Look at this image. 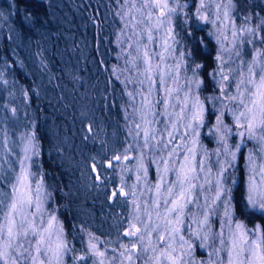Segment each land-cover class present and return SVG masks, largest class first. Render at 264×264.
<instances>
[{"label":"trees","instance_id":"obj_1","mask_svg":"<svg viewBox=\"0 0 264 264\" xmlns=\"http://www.w3.org/2000/svg\"><path fill=\"white\" fill-rule=\"evenodd\" d=\"M146 3L150 4V0H0V82L5 83V99L0 96V107L10 103L22 115L21 120L3 117L0 120V190L2 194L9 193L7 181L15 179L19 172L17 138L25 134L34 136L38 154L29 161L30 171L35 175L32 188L35 181L43 180V191L47 194L43 202L44 220L52 215L56 217L67 245L62 264H101V261L130 264L127 253L120 254L133 244H137L133 252L135 264H145L153 255L151 248L147 253L142 251L149 239L157 249L162 247L158 236L164 234L163 227L151 237L148 235L151 228H144L148 222L144 208L154 197V186L159 180L157 166L152 164L147 176L137 170L143 133L137 137L135 125L141 123V116L136 109L142 104L140 93L147 95L149 88L148 74L141 75L146 67L142 62L144 52L151 57L154 69L151 76L157 85L160 70L170 69L165 83L177 90L169 97L157 85L152 86L151 99L156 105L153 112L159 116L153 125L157 139L163 135L167 140V130H171L170 124L165 128L167 113H179L186 94L199 96L205 104L206 126L199 130L197 156L204 157L207 152L212 171L209 174L206 168L200 174L198 183L203 184L205 179L215 180L218 172L215 156L218 144L208 129L222 106L221 100L212 103L204 98L221 97L229 109L235 107L222 97L221 87L228 95H235L239 73L247 74V66L256 51H264V44L260 43L264 36V0H215L205 13L201 9L200 15H208V21L197 15L199 0H170V6L179 4L180 11L171 17V23L165 18L162 24L157 20L159 10L145 7ZM225 6L230 11L227 27L223 16ZM217 15L219 21L212 23ZM157 24H160L158 28ZM248 28L254 29V33L246 32ZM169 29L174 39H168L170 47L165 51ZM233 32L237 33L235 42ZM189 33H194L195 38ZM222 47L231 50L222 55L223 63L217 60ZM190 51H194L195 63L201 65L195 77L201 81L198 88L188 84L193 78V61L181 57V53ZM134 57L139 59L133 61ZM260 59L264 60V56ZM221 65L229 81H223L219 75ZM140 81L145 83L141 85ZM162 99L169 102L167 113ZM223 121L236 132L231 111L225 112ZM184 131L183 127L179 128L181 134ZM182 142L177 135L169 150ZM240 142L238 134L228 137L233 150ZM250 152L257 162H264L260 145L245 139L233 167L225 173L224 184L231 189L236 208L244 207ZM143 154L148 167L158 153L143 149ZM117 155L119 161L114 159ZM125 155L132 158L125 160ZM168 178L173 177L169 174ZM33 194L35 198L34 189ZM205 195L210 202L214 190L201 195L200 204H204ZM29 211L37 210L32 207ZM185 211V230L181 234L193 245L192 258L197 264L208 261L220 241H209V247L200 248L201 241L191 237V232L197 229L192 214L199 217L201 213L196 204ZM223 211L221 205L219 215L209 221L215 233L221 231ZM40 215L37 213V223ZM236 219L248 229L264 224L258 215L250 216L248 209L243 214L237 212ZM137 228L144 236L142 242L139 237L125 235ZM224 231L227 236L228 230ZM90 244H95L96 252L104 256L96 255ZM28 246L25 242V247Z\"/></svg>","mask_w":264,"mask_h":264},{"label":"snow or ice","instance_id":"obj_2","mask_svg":"<svg viewBox=\"0 0 264 264\" xmlns=\"http://www.w3.org/2000/svg\"><path fill=\"white\" fill-rule=\"evenodd\" d=\"M145 7L159 10L157 20L160 24L164 23L165 18H167L168 23H171V17L180 11V5L177 4L176 7H171L170 0H150V4L146 3ZM204 7V0H201L200 6L197 8V15L201 20L208 21V15H200L201 9ZM216 7L219 10L221 5L218 4ZM223 16L226 21L224 26L227 27L230 17L228 6H225ZM219 19L220 16L217 15L216 20L212 23H216ZM160 24H157L156 27L158 28ZM245 31L254 33L252 28ZM262 31H264V27H262ZM189 35L195 38L194 33H189ZM232 35L233 42H235L237 33L233 32ZM169 38L174 39L171 29H169L168 37L165 38V51L170 47L168 44ZM148 39L151 41L153 38L149 35ZM224 39H227V37H224ZM260 43L264 44V36L260 38ZM230 51V49L221 48V53ZM238 55L239 53H237ZM185 56L191 59L194 65L192 67L193 78L188 81V84H195L198 88L201 81L195 77L201 65L195 63L194 51L181 53L182 58ZM262 56H264V51L258 49L252 62L247 66V74L243 71L239 73L240 78L236 82L235 95H228L225 88L221 87L222 97L233 103L235 107L229 109L228 105L223 103L221 97L204 98L212 103L221 100L222 108L220 114L216 115L215 124L210 129V133L216 136L218 144L215 151L216 164L219 165L218 172L215 180L205 179L204 183L200 184L198 183L200 174L204 173L206 168L209 174L212 171V168L208 166V153L205 152L204 157L197 156L200 150L199 130L202 126H206L205 104L199 96L190 99L189 94H186L180 112L167 113L169 102L167 99H162L168 121L165 128L167 129L170 124L171 130H167V140L164 139L163 135L160 139H157V129L153 125L159 116L153 112L156 105L151 99L152 86L157 85V81H154L151 76L154 71L151 65V57L147 51L144 52L142 62L146 67L141 75L148 74L149 88L147 95L140 93L142 104L140 108L136 109L141 116V123L135 125L137 137L141 135V132L143 133V143L140 145L141 156L139 157L137 170L147 176L149 167L152 164L157 166L159 180L154 186V197L150 199V202L144 208L148 216V222L144 223V228H151V232L148 233L149 237L159 232L161 227L164 229V234L158 236V243L162 247L157 249L152 244L151 239H149L148 245L143 247V253H147L149 248L153 252V255L149 257L148 261H145V264H149V262H154V264H197L192 258V243L181 234L185 230V210L193 204L198 206L201 215L198 217L197 213L192 214V222L197 225V229L191 232V237L201 241L200 248L209 247V241H215L216 239L220 241V246L213 248L210 253L209 260L200 261L199 264H264V224H257L254 228L248 229L242 221L236 219L237 212L243 214L245 209H248L250 216L258 215L261 220H264V162H257V158L251 152L249 153L243 208L233 206L231 189L226 188L224 184L225 173L233 167L237 158V151L242 149L245 139L256 141L260 145V151H264V60L260 59ZM136 59H139V57H134L133 61ZM163 59L164 57L161 55V60ZM217 60L223 63L221 55L217 56ZM170 71V69L167 72L160 70L157 85L169 97L177 91L175 88L166 86L165 77ZM232 71L236 70L233 69ZM213 75H216V73L214 72ZM222 80L229 81L230 77L222 75ZM144 83V81H140L141 85ZM191 91V88H189V93ZM129 95L132 94L129 93ZM171 106L176 107L177 105ZM12 111L15 113V109ZM226 111H231L236 129L235 133L229 126L224 124L223 117ZM173 116H175V119H173ZM180 127L185 129L182 134L179 132ZM236 134L241 137V142L237 143L235 150H233L228 144V137ZM177 135L181 136L183 142L176 144L169 150L170 146L175 144ZM189 136L191 139H186ZM34 140L35 137L30 135L23 142L22 151L24 155L19 161V172L10 185V192L0 194V210H3V215L0 217V264H62L63 253L67 250V245L61 237L63 230L58 227L56 217L52 215L47 221L44 220L43 202L47 194L43 191L42 179L35 181L34 198L32 182L35 180V175L30 171L27 163L33 156L38 154ZM152 141H156V143H152ZM4 146L7 147L6 144ZM143 149H148L154 154L158 153L150 160L148 167L145 166ZM131 158L127 155L124 156L125 160ZM114 159L119 161L120 156L117 155ZM109 166H111V161ZM169 174L173 178L169 179ZM137 179L139 180L140 177L138 176ZM233 183H235V180ZM206 185L210 186V189L206 188ZM210 190H214L210 202L209 196L205 195L204 204H200V196ZM149 191H152V189L150 188ZM5 199L7 200L6 204ZM162 204L163 211H161ZM221 205L224 208L221 231L215 233L212 231L209 221L213 216L219 215ZM32 207H35L37 211L30 212L29 210ZM137 207L139 208V205ZM37 213L41 214L39 216L40 223L36 222ZM153 215H155V220H153ZM225 229L228 230L227 236H225ZM125 235L139 237L140 242L144 239L139 228L135 231H128ZM33 240L35 241L34 244L31 243ZM25 242H28V247H25ZM90 248L96 255L104 256V253L96 252L95 244H90ZM136 250L137 244H133L131 249L125 247L124 252H121L120 255L124 256L127 253V261L130 264H135L133 252ZM140 258V256H137V259ZM79 259H84V257H79ZM101 264H103V261H101Z\"/></svg>","mask_w":264,"mask_h":264},{"label":"rangeland","instance_id":"obj_3","mask_svg":"<svg viewBox=\"0 0 264 264\" xmlns=\"http://www.w3.org/2000/svg\"><path fill=\"white\" fill-rule=\"evenodd\" d=\"M199 2L201 3V0H199ZM213 2H215V0H204L205 7L203 8V13H205V10L207 8H210V5H212ZM223 54L224 53H221V50L218 53V55H221V57H222ZM2 59H5V58L2 56ZM3 61L4 60H2L1 62H3ZM2 66H4V65H2ZM218 73H220L219 75L221 77H222V75L227 76V73H226V71H225V69L223 68L222 65L219 67ZM4 90H5V83L0 82V96L5 99V97L3 96L4 95ZM19 97H21V95H19ZM191 98H194V96H191L190 99ZM223 103H225V102H223ZM14 108L16 109L15 110V113H13V111H12L13 110V107H12V105H10V103H4L3 105H1V107H0V120H3V119H1V117H3L4 120H10V121L11 120H21V117H22V115L20 114L21 111L18 108H16V107H14ZM221 108H222V106H220L218 108V113H216V115H219L220 114ZM3 109H5V110H3ZM216 115H215V118L213 119V121L211 122L208 131H210V129L212 128V126L215 124V122H216ZM205 122H206V117H205ZM27 137H28V135L25 134L24 136H20L19 135V137L17 138L18 139L17 143H18L19 149H20V156L18 158V163L20 161V158L24 155V153L22 151V149H23V142L26 140ZM215 138H216V136H215ZM29 161L27 162L28 163V166L30 164ZM19 165H20V163H19ZM13 181H14V179L11 180V181H7V186L9 185V190H10V185L12 184ZM33 185H34V188L33 189L35 190L36 183H34ZM0 194H2V191L1 190H0Z\"/></svg>","mask_w":264,"mask_h":264}]
</instances>
